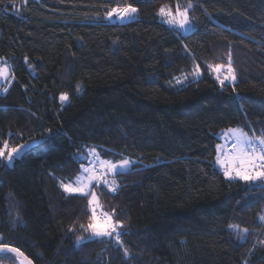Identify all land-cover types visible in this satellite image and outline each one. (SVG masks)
Instances as JSON below:
<instances>
[{
    "label": "trees",
    "instance_id": "obj_1",
    "mask_svg": "<svg viewBox=\"0 0 264 264\" xmlns=\"http://www.w3.org/2000/svg\"><path fill=\"white\" fill-rule=\"evenodd\" d=\"M190 3L188 34L157 15ZM129 4L134 18L107 20ZM229 56L237 79L221 88L208 65ZM0 58L12 71L0 148L35 143L11 167L0 158V245L33 264H264V188L214 165L224 130L264 133V0H0ZM88 146L136 160L112 179L118 193L94 188L130 233L127 261L107 239L74 247L89 235L88 197L59 184Z\"/></svg>",
    "mask_w": 264,
    "mask_h": 264
},
{
    "label": "snow or ice",
    "instance_id": "obj_2",
    "mask_svg": "<svg viewBox=\"0 0 264 264\" xmlns=\"http://www.w3.org/2000/svg\"><path fill=\"white\" fill-rule=\"evenodd\" d=\"M192 7L193 5L190 3L188 7L181 10L180 6L177 5L175 12H173L170 5H165L159 9V15L165 18L169 25L178 26L180 29L187 31L186 25L190 24L188 10ZM136 12L137 9L129 4L122 8H112L110 11L106 12V17L124 19ZM208 69L216 74V80L219 82L221 88L225 86V81L234 82L237 79L235 70L232 67L231 56H229L226 66L220 64L208 65ZM8 75L9 71L7 67H0V78H4ZM193 75L195 77L201 75L200 66L198 64L193 70ZM221 75H223V78H221ZM177 83H181V81H177ZM77 90H79V86H77ZM68 99L67 93L60 95V101L62 103L66 102ZM229 132L231 136L235 138L231 154L225 153L221 156L220 149L222 146H217L216 163L223 168L225 178H227L229 182L243 181L250 187L264 188V133H262L261 136H249L247 133L238 129H230ZM25 147H27V145H20L6 152L8 149V142L4 141V147L0 148V158L5 157L6 154L8 161L11 162L14 159V155ZM92 153L95 155V150H92ZM130 163L131 162L128 160L121 161L119 165L110 162H101L99 169L81 165L82 172L80 175L76 176L74 180L67 183L60 181L59 186L65 195L89 197L87 200V209L90 212L89 222L87 226L81 224L80 228L89 232L90 235L87 237H77L74 244L76 249L81 248L86 243L102 242L105 239L109 240L117 250L123 247L121 237L130 233L124 230V225L121 221L114 220L115 211L109 213L103 210L94 188L95 186L104 185L108 187L111 193H118L119 189L116 186L115 180L109 181L106 178L107 173H115L118 168L127 169ZM14 220L19 221L18 214ZM259 220L264 222V216H260ZM229 228L236 229L238 226L229 225ZM73 230L74 229H69V231ZM247 231V229H243L238 233L241 240L245 238ZM0 252H8L21 257L20 264H32V261L18 248L0 245ZM123 254L127 261L130 258V253L126 247H123Z\"/></svg>",
    "mask_w": 264,
    "mask_h": 264
},
{
    "label": "rangeland",
    "instance_id": "obj_3",
    "mask_svg": "<svg viewBox=\"0 0 264 264\" xmlns=\"http://www.w3.org/2000/svg\"><path fill=\"white\" fill-rule=\"evenodd\" d=\"M168 5V4H167ZM163 6H165V5H163ZM162 7V6H161ZM160 7V8H161ZM172 8V7H171ZM176 9V8H175ZM175 9H172V11L173 12H175ZM181 10H183V9H181ZM157 15L159 16V18L167 25V26H169L170 28H173V29H175V30H177L180 34H188V33H190V32H192L193 30H194V25L192 24V22H191V20H190V18H189V20H190V24L189 25H186V28L188 29L187 31H185L184 29H180L178 26H172V25H169L167 22H166V19L165 18H163V17H161L160 15H159V10H158V13H157ZM136 16V13H134V14H132L131 16H129V17H127V18H124V19H120V18H118V17H113V18H107V20H109V21H116V22H124V21H126V20H128V19H131V18H134ZM189 17V16H188ZM7 67V69H8V71H9V75L8 76H6V77H4V78H0V84H2V85H4L5 83H10V80H11V76H12V71L9 69V67L6 65V64H2V65H0V67ZM213 75L216 77V74L213 72ZM221 78H223V75H221ZM235 82V81H234ZM234 82H229V81H225V83H228V84H233ZM68 101V100H67ZM67 101L66 102H63V104H65V103H67ZM230 129H236V128H230ZM229 129V130H230ZM229 130H224L222 133H221V135L219 136V138H220V143H218L217 144V146L218 145H221L222 146V148L220 149V152H221V156H223L225 153H228V154H231V152L229 153V152H227L226 150H225V144H224V138H226L228 135L229 136H231V133L229 132ZM238 130H240V129H238ZM242 131V130H241ZM231 139L235 142V138L234 137H232L231 136ZM92 150H95V155H93V153H92ZM76 157L79 159V160H82L83 161V163L81 164V165H83L84 167H95V168H97V169H99V166H100V163L101 162H104V163H108V162H110V163H114V164H117V165H119V163L121 162V161H123V160H128V161H130L131 163H130V165H129V167L127 168V169H117V172H115V173H107V176H106V178L109 180V181H112V179L117 175V174H119V173H122V172H125V171H127V170H129V169H131L132 167H133V165H135V163H136V160H134V159H132V158H130V157H123V158H121V159H117V160H115V159H113V158H107V157H105V156H103L100 152H99V150H98V148L96 147V146H88V147H85L84 149H83V151L82 152H79L78 154H76ZM216 158H217V147H216V157H215V160H214V162L216 163ZM217 164V163H216ZM81 165H80V171H79V174L78 175H80L81 174V172H82V169H81ZM217 165H219V164H217ZM220 166V165H219ZM77 175V176H78ZM65 183H67V182H65ZM89 198V197H88ZM89 235H90V233H89Z\"/></svg>",
    "mask_w": 264,
    "mask_h": 264
},
{
    "label": "water",
    "instance_id": "obj_4",
    "mask_svg": "<svg viewBox=\"0 0 264 264\" xmlns=\"http://www.w3.org/2000/svg\"><path fill=\"white\" fill-rule=\"evenodd\" d=\"M22 145H27V147L23 148L20 152H18L17 154H15V155H14V159H19V158H21V156H22L25 152H27V151L31 150L33 147H35V143H28V144H22ZM7 163H8V166H9V167L12 166V161H11V162L8 161ZM9 247H11V246H9ZM11 248H14V247H11ZM0 254H9V255H13V256H15L17 264H20V261H21V259H22L21 257L15 255V254H12V253H8V252H0ZM24 255H25V254H24ZM25 256H26V255H25ZM30 260H31V259H30ZM32 264H33V262H32Z\"/></svg>",
    "mask_w": 264,
    "mask_h": 264
},
{
    "label": "built area",
    "instance_id": "obj_5",
    "mask_svg": "<svg viewBox=\"0 0 264 264\" xmlns=\"http://www.w3.org/2000/svg\"><path fill=\"white\" fill-rule=\"evenodd\" d=\"M2 64H5L4 62H3V60L0 58V65H2ZM8 66V65H7ZM9 67V66H8ZM10 68V67H9ZM7 85H8V83H5L4 85H2L1 86V88H0V94H2L4 91H5V89H6V87H7ZM235 142L233 141V140H228L226 143H225V150L227 151V152H231L232 151V146H233V144H234Z\"/></svg>",
    "mask_w": 264,
    "mask_h": 264
},
{
    "label": "crops",
    "instance_id": "obj_6",
    "mask_svg": "<svg viewBox=\"0 0 264 264\" xmlns=\"http://www.w3.org/2000/svg\"><path fill=\"white\" fill-rule=\"evenodd\" d=\"M230 139H231V136H229V135L226 138H224V144ZM214 165H215L216 168H218L219 170L223 171V168L221 166L217 165L215 162H214Z\"/></svg>",
    "mask_w": 264,
    "mask_h": 264
}]
</instances>
